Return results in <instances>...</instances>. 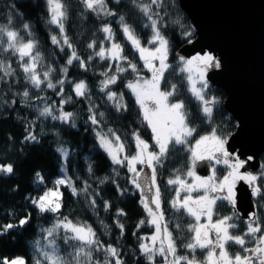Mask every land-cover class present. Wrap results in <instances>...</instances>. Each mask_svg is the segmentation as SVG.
<instances>
[{
    "label": "snow or ice",
    "instance_id": "6c2138e0",
    "mask_svg": "<svg viewBox=\"0 0 264 264\" xmlns=\"http://www.w3.org/2000/svg\"><path fill=\"white\" fill-rule=\"evenodd\" d=\"M85 12L94 13L96 16L115 17L117 12L108 6L107 0H79ZM119 4L120 0H115ZM132 6L141 13L147 20L144 25L151 29V36L147 43L151 47L142 45L136 29L127 23L125 16L119 17L120 30L123 33L125 40L131 45L132 49L138 53L140 60L143 62V67L151 73V79L146 80L140 77V69L127 55L121 43L115 39L113 28L108 23H103L99 29L104 34V40L99 42V51L94 52L95 57L106 61L109 64V70L101 73L103 77L99 83V92L106 99V102L111 104L112 109L116 113L128 112L129 105L125 101L124 93H117L112 90V86L117 85L122 73L131 71L136 74V79L129 81L124 86L131 92L135 99V103L139 108V115L151 130L153 144L143 139L139 129L131 132V139L135 147L134 154H128V145L118 132L112 128L107 131L102 130V125L106 119V115L99 111V106L91 102V92L89 85L85 80L79 82L72 81V92L76 97L88 100L87 106V121L91 124L92 131L96 138V147L107 156L109 161L114 166H124L131 174L129 183L135 189L140 191V203L147 213L148 219H142L137 225L140 229L144 224H150L155 227L156 232L148 238L140 237L138 249L140 254L146 258L148 264H155V257L160 255L164 258L165 264H200L195 259L189 256L177 255V241L173 237V233L169 231V226L163 223L165 213L163 209L164 196L161 187L158 183L159 169L165 166V161L169 158V154L173 151H178L177 146H183L188 143L189 137H194L197 133L195 127H190V116L186 109L183 100L176 98L177 86L172 84L169 91H162V84L167 80V73L173 68L169 63L171 53V42L164 34L166 28L165 17L162 15L164 8V0H130ZM48 20L47 23L54 25L59 29L60 36H51V42L60 47L61 51L65 47L71 50V55L66 61L67 66L73 65L74 62L79 63V67L84 71L88 70V63L93 60L89 56L87 60L81 59L77 51L71 43L67 31L66 24L69 20L70 8L64 3V0H46ZM10 9L15 10V5H11ZM19 15V13H17ZM13 20L9 16L5 24L0 25V35L7 39V45L3 48L4 52H11L18 55L19 68L24 74V79L33 87L41 89L46 86L48 89H59L56 95L62 96L64 93V85L69 83L67 80L68 67L64 66L59 69L61 78L53 83L52 73L56 71L49 66L47 71L39 72L38 66L42 62V54L38 50V41L28 39L24 42L20 37L19 30L12 27ZM23 30L31 36V25L25 23ZM185 38H190L191 30L183 33ZM105 41L110 43V47H105ZM189 43L191 40L189 39ZM97 46L96 41L88 44L89 49H94ZM27 58V59H25ZM180 64V72L187 73V82L189 84V92L201 102L200 112L204 119L211 122L213 117V105L215 98L205 99V89L208 88V81L205 78V73L210 68L220 69L221 62L213 54L209 52L197 53L191 57L177 56ZM114 71H111L113 69ZM195 69L197 78L194 79L192 72ZM0 80L6 77H13L16 70L12 64L5 63L0 60ZM23 97H29L27 88L22 93ZM72 97L61 99L58 109L54 103L45 104L42 109H39V116L51 117L54 121H59L68 128H76L75 114L64 111V105L67 104ZM39 99V98H37ZM175 99V102H170ZM148 101L152 102V107H149ZM15 103V100L12 101ZM58 110V115L54 114ZM34 124L28 123L26 134L22 143L39 144L40 138L32 130ZM55 128V125H53ZM53 135L57 139L58 146L55 148L56 153L61 160L62 175L54 181V188H49L38 197H28L32 205L39 211L40 214L52 213L58 218L50 227L42 229V240L38 239L34 242V247L37 252L35 264H125L122 259L119 249L111 244L104 245L98 238L95 230L86 221L76 223L70 220L67 216L62 218L59 216L63 207V193L60 191L61 186H66L71 190L73 196H79L81 193L88 194L89 186L85 181V187L79 191L74 186L71 177L67 175V162L71 155V149L66 147L67 141L62 140L59 131H55ZM157 150H152V148ZM192 164L196 161H215V164L223 163L229 169V172L219 184L214 183L215 168L213 174L206 179L195 176L194 171L190 168L187 176L194 177L193 184H187L185 179L177 174L174 178L167 181L169 186H172L176 192L175 197L169 202L172 209L177 213L181 211L187 212L194 216L197 225L189 226V230L195 233L193 241L184 245L189 250L195 248H209L213 251L209 252V264H264V235H260L256 239V246L249 249L244 247L246 244L244 236L232 235L230 230L236 227V224L231 221L237 216L236 205V182L245 181L251 189V196L254 198L257 209L264 207V171L253 174L250 172H242L241 169L254 159L249 156L247 160L241 159L236 152L229 151L228 137L218 134L216 128L206 135L200 136L196 140V147L191 149ZM137 165L143 167L137 168ZM264 168V165L261 166ZM150 170V174L145 173L144 169ZM87 172L94 175V164L89 160L87 164ZM118 177L119 173L113 169ZM14 173L12 164L0 165V174L11 176ZM36 182L44 183V176L41 171L35 173ZM115 187L119 195H127V190L122 189L117 182V179L104 177L100 181L101 184L109 181ZM194 187H201L206 190L205 196L199 198L198 201H193L190 195L181 197V192L190 193ZM211 190L214 195L210 198L207 191ZM150 193L147 195L145 192ZM98 192L88 196V205L93 210L98 208L96 197ZM218 202L227 203L233 209L231 216H222L212 222L213 212L216 210ZM197 205V207H193ZM103 208L108 212L112 208L110 201H103ZM127 213L124 209H117L113 223L119 229L120 235L125 234V225L120 222L119 217H125ZM201 215H206L209 221L207 226L199 224ZM30 215H26L19 219L18 223H8L0 227V236L5 235L12 229L23 228L30 221ZM103 224V221H101ZM247 231L245 236L256 237L257 233L264 232V227L261 225V220L257 215V211L248 213L246 220ZM205 227L213 230L216 234L215 240L209 239L208 232ZM107 228V225H105ZM182 225L177 223L176 229L180 230ZM60 229H63V241L73 249L70 257L66 260L59 254L56 249V234ZM136 235V233H133ZM43 241V243H42ZM76 241V244H72ZM147 241H150L147 242ZM159 241V245H157ZM229 242L238 244L244 247L245 255L237 253L234 257H230L226 251V244ZM219 249L217 261H213L215 249ZM93 250L106 253L104 262L93 259ZM110 257L111 259H107ZM169 257L171 259L169 260ZM0 264H27L23 256L14 258H0Z\"/></svg>",
    "mask_w": 264,
    "mask_h": 264
},
{
    "label": "trees",
    "instance_id": "16d2710c",
    "mask_svg": "<svg viewBox=\"0 0 264 264\" xmlns=\"http://www.w3.org/2000/svg\"><path fill=\"white\" fill-rule=\"evenodd\" d=\"M108 6L113 8L117 15L115 17L96 16L94 13L85 12L79 0H64V3L70 8L69 20L66 24L67 35L75 47L77 54L81 59L87 60L89 56L93 60L88 63V70L84 71L79 67L78 62L67 66L66 61L71 55V50L67 47L61 51L60 47L51 42V36L58 35V28L47 23L48 11L46 0H0V25L6 23L9 16L12 17L14 29L19 30L23 41L35 39L38 41V50L42 54V62L38 66L39 72L43 73L51 66L56 71L52 73L53 83L61 78V67H68L67 80L69 83L64 85L62 96L56 95L57 89H48L46 86L41 89L33 88L25 79L24 74L19 68L18 55L11 52H4L3 48L7 45L5 36L0 35V60L5 63H11L16 70L13 77H6L0 80V165L12 164L14 173L11 176L0 174V227L8 223H18L19 219L30 215L31 219L23 228L10 230L3 236H0V258H14L23 256L27 264H35L37 252L34 242L42 240V229L50 228L57 220V216L52 213L40 214L32 205L28 197H38L47 189L54 188V181L61 175V160L56 153L58 146L57 139L53 135L59 131L61 138L67 141L66 147L71 149V155L67 162V175L71 177L74 186L79 191L84 188L85 181L89 186L88 194L81 193L79 196H73L71 190L66 186H61L63 193V207L59 216H67L76 223L87 222L92 226L97 234V238L104 244H111L119 249L125 264H148L138 249L140 237L152 234L153 226L144 224L140 229L136 225L142 220L148 219L143 206L140 203V191L135 189L129 183L130 173L126 167L116 168L111 164L105 154L96 147V138L92 131V125L87 121V106L89 101L76 97L72 92L71 82L85 80L91 92V102L99 106V111L105 113L106 119L103 122L102 130L112 128L118 132L122 139L128 145V154L135 152V147L131 139V132L139 129L143 139L149 145L153 144L151 130L139 115V108L131 92L124 86L128 81L136 78V74L131 71L120 74L121 78L117 85L112 86V90L124 93L125 101L129 105V111L125 113H116L111 104L99 92V83L103 78L101 73L109 70V64L106 61L95 57L94 52L99 51V42L104 40V34L100 32L103 23L112 26L115 33V39L121 43L125 49V55L129 57L140 69V75H150V72L144 69L142 61L131 45L125 40L120 30L119 17L125 16L127 23L131 24L139 36L141 43L146 44L151 35V29L144 27L147 23L146 18L139 13L130 3V0H120L119 4L115 0H107ZM15 5V10L10 9ZM19 13V15H17ZM162 15L165 17L166 28L164 34L169 38L172 48L169 56V63L173 68L168 71L167 80L162 84V90L169 91L170 86H177L176 98L183 100L190 116V127H195L197 133L194 137L188 139V145L191 146L193 140L197 137L208 134L213 128H216L219 135L228 137L236 128V121L231 114L224 108L223 100L225 95L223 91L208 82V88L205 90V97L215 98L213 105V117L211 122L203 118L200 102L189 92V84L186 74L180 72V64L177 56L178 49L185 42L194 37V28L186 13L181 9L178 0H164ZM31 25V36L23 30V25ZM191 30L190 38H185L183 33ZM5 40V41H4ZM96 41L97 46L89 49L88 44ZM105 47H110V43L105 41ZM111 69V71H114ZM2 75V74H0ZM25 88L29 91V97H23ZM71 100L64 105V111L75 114L77 127L72 129L59 121H54L51 117L39 116V109L45 104L54 103L59 106L61 99ZM39 98V99H37ZM15 100V103L12 101ZM171 101H175L172 99ZM58 115V110L54 112ZM34 124L33 131L40 138L39 144L22 143L26 134L28 123ZM55 125V128L53 127ZM178 151L169 154L165 161V166L159 169L158 183L164 196L163 209L165 220L169 226V231L177 241V255L195 256L198 262L204 261L205 249L197 247L195 250H189L184 245L193 241L194 232L189 230L193 218L185 211L177 213L170 206L175 191L172 186L167 184L170 178L179 174L185 177L190 164V150L185 145L177 146ZM152 150H155L153 147ZM91 160L94 164V175L87 172V164ZM264 165V152L260 155V166L254 171L258 174L264 171L261 166ZM119 173L118 177L113 169ZM41 171L44 176V183L36 182L35 173ZM117 179L120 187L127 190V195L121 196L115 187L109 181L101 184L104 177ZM98 192L96 197L98 208L93 210L88 205V196ZM147 195V190L145 189ZM110 201L112 208L105 212L103 201ZM255 204V201H254ZM264 204V202H262ZM124 209L127 213L125 217H119L120 222L125 225V234L120 235V231L115 227L113 220L117 209ZM255 211L264 227V207L259 209L255 206ZM233 214L232 207L227 203L218 202L216 210L213 212V218L218 219L222 216ZM245 218L238 215L231 221L236 224L235 228L230 230L232 235L244 236L246 242L244 247H255L257 237L245 236L247 224ZM103 221V224L101 223ZM182 225L180 230L176 229V224ZM107 225V228H105ZM211 231V230H210ZM136 233V235H133ZM64 231L60 229L56 234V249L66 260L69 259L73 249L63 241ZM43 243V241H42ZM76 244V241H72ZM244 247L229 242L226 244V250L230 255L237 253L245 255ZM249 248V249H251ZM93 259L102 262L106 259V253L93 250ZM107 259H111L108 257ZM161 260L155 259V262ZM114 264V262H113Z\"/></svg>",
    "mask_w": 264,
    "mask_h": 264
},
{
    "label": "water",
    "instance_id": "95a60500",
    "mask_svg": "<svg viewBox=\"0 0 264 264\" xmlns=\"http://www.w3.org/2000/svg\"><path fill=\"white\" fill-rule=\"evenodd\" d=\"M194 28L181 56L209 52L221 62L210 68L207 81L225 95L224 108L236 121L228 136L229 151L241 159L254 157L241 171H256L264 152V0H178ZM196 172L207 175L208 161H197ZM236 212L241 218L255 210L247 182L236 183Z\"/></svg>",
    "mask_w": 264,
    "mask_h": 264
},
{
    "label": "rangeland",
    "instance_id": "374dc122",
    "mask_svg": "<svg viewBox=\"0 0 264 264\" xmlns=\"http://www.w3.org/2000/svg\"><path fill=\"white\" fill-rule=\"evenodd\" d=\"M58 35L60 36V33H59V29H58ZM151 36V35H150ZM150 38V37H149ZM148 38V39H149ZM5 41V40H4ZM24 42H27V41H24ZM143 46H145V47H151V45H149L148 43H146V44H142ZM197 54V53H196ZM195 55V54H194ZM191 57V56H190ZM187 58V57H186ZM25 59H27V58H25ZM142 64H143V62H142ZM145 69V68H144ZM147 70V69H146ZM186 74V79H187V73H185ZM192 75H193V78L194 79H196L197 78V74H196V71H195V69L193 70V72H192ZM205 75H206V73H205ZM140 77L142 78V79H146V80H150L151 79V73H150V75H148V76H146V75H140ZM205 78H206V76H205ZM136 78H134L133 80H135ZM133 80H131V81H133ZM129 82V81H128ZM127 82V83H128ZM126 83V84H127ZM162 90V89H161ZM206 90V89H205ZM204 90V91H205ZM162 91H164V90H162ZM205 99H212V98H209V97H205ZM170 102H175V101H170ZM200 102V101H199ZM148 103V105H149V107H152L153 105H152V102L151 101H148L147 102ZM200 104H201V102H200ZM103 131H107V129H103ZM204 135H206V134H204ZM151 136H152V133H151ZM202 136V135H201ZM189 138H191V137H189ZM188 138V139H189ZM200 138V136L199 137H197L195 140H193L192 141V143H191V146H189L188 145V143H186L185 144V146L186 147H188V149L190 150V167H189V169L191 168L193 171H194V173H195V176H198V177H201V176H199L200 174H198L197 172H196V169H195V165H196V163H197V161H196V163H195V165L193 166V164H192V153H191V149H193V148H195L196 147V140H198ZM155 150H157V149H155ZM154 150V151H155ZM135 153V152H134ZM133 153V154H134ZM121 167H124V166H117L116 168H121ZM141 167H143L142 165H137V168L139 169V168H141ZM189 169H188V171H189ZM60 171H61V167H60ZM144 172L145 173H148V174H150V170L149 169H147V168H145L144 169ZM228 172H229V169L227 168V170H226V173L225 174H220L219 173V171H218V173L216 174V177H215V179H214V183H216V184H219V181L220 180H222L223 178H224V176H226L227 174H228ZM243 172H250V173H253V174H255L254 173V171H251V170H246V171H243ZM61 175H62V172H61ZM61 175H59L58 177H60ZM130 176H131V174H130ZM57 177V178H58ZM186 177V178H185ZM185 177H184V179H187L188 180V182H187V184H193L194 183V177H189V176H187V173H186V175H185ZM201 178H203V179H206V178H208V177H201ZM237 183V182H236ZM175 191V190H174ZM205 194H206V190L204 189V188H201V187H194L193 188V190L190 192V193H188V192H181V197H183V196H185V195H190L191 196V199L193 200V201H198L199 200V198L200 197H202V196H205ZM150 195V194H149ZM175 195H176V192H175V194H174V197H175ZM207 195L209 196V198L212 196V195H214V193H212L211 192V190H210V188H209V190L207 191ZM173 197V198H174ZM193 207H197V205H193ZM233 210V209H232ZM146 213V212H145ZM187 213V212H186ZM188 214V213H187ZM146 216H147V213H146ZM191 216V215H190ZM231 216V215H230ZM192 218H193V222H192V224H191V226L192 227H195L196 225H197V221H196V219H195V217L194 216H191ZM148 218V217H147ZM215 220L216 219H214L213 217H212V222H215ZM164 223V222H163ZM199 224H201V225H205V226H207L208 224H209V221H208V218H207V216L206 215H201V218H200V221H199ZM153 232H152V234H149V235H146L145 236V238H148V237H151L155 232H156V229H155V227L153 226ZM205 231H207V232H209L210 231V229H208L207 227H205V229H204ZM213 231V230H212ZM194 235H195V233H194ZM260 235H264V232H262V233H258V234H256V237H259ZM147 242H149L150 243V241H147ZM157 245H159V241H157ZM205 249V256H204V261L203 262H200V264H209V261H208V257H209V252L210 251H213V249L212 248H204ZM227 251V250H226ZM216 252H217V250H215V255L213 256V261L215 262V261H217V258H218V256H219V249H218V255H216ZM228 255L230 256V257H234L235 255H230V253H228ZM155 259H158V260H161V261H158V262H155V264H165V262H164V258L162 257V256H160V255H157L156 257H155ZM171 259V257H169V260Z\"/></svg>",
    "mask_w": 264,
    "mask_h": 264
},
{
    "label": "flooded vegetation",
    "instance_id": "af4514ba",
    "mask_svg": "<svg viewBox=\"0 0 264 264\" xmlns=\"http://www.w3.org/2000/svg\"><path fill=\"white\" fill-rule=\"evenodd\" d=\"M209 163V170H210V172L207 174V175H199V176H201V177H209V176H211L212 174H213V168H215V177H216V174L218 173V171H219V173L220 174H225L226 173V170H227V166H225L223 163H220V164H215V161H212V162H208ZM190 167V166H189ZM189 169V168H188ZM188 172V171H187ZM186 172V173H187ZM243 172V171H242ZM186 175V174H185ZM184 178V177H183ZM186 178V177H185ZM185 181H186V183L188 182V180L187 179H185ZM244 220V222H246V220H247V218H245V219H243ZM258 234V233H257ZM208 237H209V239H212V240H215V238H216V234H215V232L214 231H209L208 232ZM250 237V236H249ZM256 238V237H255ZM246 242H254L255 241V239L254 240H251L250 239V241H247V240H245ZM240 245H238V247H239ZM242 247V246H241ZM211 248V247H210ZM249 248H251V247H249ZM215 250H217V252H216V255H218V248H216Z\"/></svg>",
    "mask_w": 264,
    "mask_h": 264
}]
</instances>
